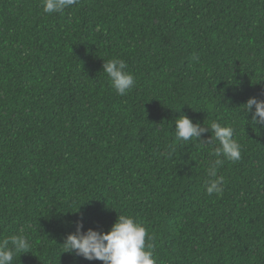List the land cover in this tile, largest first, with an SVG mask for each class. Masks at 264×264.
Here are the masks:
<instances>
[{"label": "trees", "instance_id": "obj_1", "mask_svg": "<svg viewBox=\"0 0 264 264\" xmlns=\"http://www.w3.org/2000/svg\"><path fill=\"white\" fill-rule=\"evenodd\" d=\"M122 59L134 86L103 71ZM264 0H0V241L12 264H103L64 238L108 231L119 214L152 237L156 264H264ZM234 129L241 159L217 168L219 142L176 138L175 120ZM246 119V120H245ZM11 247V245H9Z\"/></svg>", "mask_w": 264, "mask_h": 264}, {"label": "clouds", "instance_id": "obj_2", "mask_svg": "<svg viewBox=\"0 0 264 264\" xmlns=\"http://www.w3.org/2000/svg\"><path fill=\"white\" fill-rule=\"evenodd\" d=\"M78 2L79 0H42V7L48 14L63 13ZM126 67L122 59L104 61L103 71L119 95H125L135 84L133 74L126 71ZM242 105L244 112L250 114V119L245 120L252 128L264 125V99L252 96ZM209 129L211 137L206 143L218 141L219 147L215 148L213 153L217 159L210 166L206 192L220 194L223 192L225 180L222 175L217 174V168L224 163V159L233 162L241 159L240 145L233 138L234 129L217 122L211 123L210 127H202L200 123H193L186 115L175 120L176 138L182 141H191L193 138L200 141L201 135ZM82 228V222H78L76 231L64 238L62 245L65 250L62 252L75 253L89 261L99 260L103 264H156L152 252L153 245H146V237L149 241L152 237L140 222L130 216L119 214L106 232L92 228L82 231ZM28 251L30 243L23 235H14L0 241V264H12L14 253L22 254Z\"/></svg>", "mask_w": 264, "mask_h": 264}]
</instances>
